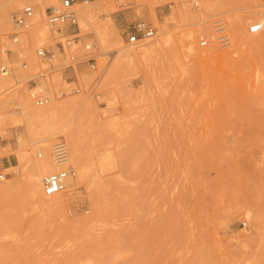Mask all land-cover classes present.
Masks as SVG:
<instances>
[{"label":"rangeland","instance_id":"374dc122","mask_svg":"<svg viewBox=\"0 0 264 264\" xmlns=\"http://www.w3.org/2000/svg\"><path fill=\"white\" fill-rule=\"evenodd\" d=\"M196 1L80 3L77 42L59 51L54 43L68 31L45 23L58 0L12 9L0 0V65L11 66L0 71V264H264V0ZM26 4L45 28L32 20L31 37L13 42L11 13ZM82 5L110 9L87 21ZM218 17L230 44L200 45ZM137 20L155 33L129 44L124 28ZM255 21L261 29L249 32ZM42 43L58 67L39 76ZM85 43H95L92 60L59 67L71 52L89 55ZM34 84L50 102H77L60 117L76 128L83 178L64 120L46 137L29 134L19 98L36 106ZM74 84L78 92L58 93ZM57 137L77 183L65 182L51 208L29 190L16 153L37 158Z\"/></svg>","mask_w":264,"mask_h":264},{"label":"built area","instance_id":"2783aa9c","mask_svg":"<svg viewBox=\"0 0 264 264\" xmlns=\"http://www.w3.org/2000/svg\"><path fill=\"white\" fill-rule=\"evenodd\" d=\"M99 2L100 0H58L56 4H52L45 9V23L51 28L52 31L59 32L65 27L67 34L58 35L64 37L63 40L57 39L54 43L55 47L59 51H64V46H70L76 44L77 34L79 30L78 25V7L80 3L86 2ZM193 7H197L198 3L196 0H189ZM35 14V9L33 5L26 4L20 10L11 13V20L16 29L10 36L13 42H17L20 36V31H24L27 27L31 26L32 20ZM215 33L210 35L199 34L198 42L200 45H207L210 40H216L219 44L229 45L230 36L226 31V25L222 18H216L213 21ZM261 29V23L258 21L250 23L248 26L249 32H258ZM124 31L126 33V42L129 44H137L143 42L144 40L152 37L155 33V28L144 20H137L128 24ZM95 43H85V50L89 55L84 57H77V55L72 52L64 59L62 64L59 66L61 68H72L74 65L78 64L82 58L86 61L93 59V54L91 53ZM53 47L45 46L44 43L36 46L35 55L44 64V67L40 71V75H44L46 72H50L54 68L58 67L54 65L51 61L53 56ZM94 66L93 64H90ZM23 66L26 64L23 62ZM0 71L3 74H9L11 71V66L7 63L2 62L0 65ZM32 81L33 78L31 79ZM80 90L77 84L66 86L64 89L58 91L60 95L75 93ZM30 96L33 103L36 106H41L52 100V95L48 91L44 90L37 85L30 87ZM37 156H41V151L37 150ZM50 155L56 165V168L46 174L41 178V185L44 194L52 195L64 188L66 178L69 175L74 174V168L70 163L69 153L65 141L61 137H57L50 146ZM4 173L0 171V180L4 178Z\"/></svg>","mask_w":264,"mask_h":264},{"label":"bare ground","instance_id":"6f19581e","mask_svg":"<svg viewBox=\"0 0 264 264\" xmlns=\"http://www.w3.org/2000/svg\"><path fill=\"white\" fill-rule=\"evenodd\" d=\"M35 1V4H45V3H52L56 0H7V8L12 9L15 8L19 5H21L23 2H33ZM213 2V1H212ZM106 5V4H105ZM103 6V5H97V6H87V5H82L79 7V10L84 16L87 21H90L91 17L97 13V14H103L109 11L110 8L112 10H118L119 8H116L115 5H110L108 6ZM46 6V5H45ZM111 11V10H110ZM189 14V13H188ZM192 14V12L190 13ZM9 17L4 15L5 23L8 25L9 24ZM105 18V17H104ZM34 23L33 25L35 27H39L40 29H44V21L43 18L41 17L40 14L36 11L33 17ZM111 23L113 24V21L111 19ZM28 28V27H27ZM25 29L23 32H21L20 36L22 39H26L31 37V32L30 28ZM106 30V29H105ZM29 31V33H28ZM32 61V60H31ZM3 77V76H2ZM2 78H0L1 80ZM21 100L19 103L22 105L21 107L23 110V116H25V121L26 125L28 127L29 134L31 136L36 137V139L41 138V137H46L47 135L50 134V131H53V128L55 125H59V123L64 120L62 116L63 111L66 109V107L70 106H75L76 101H54V102H48L49 104L46 103V105H41V106H34L31 104L29 100L19 98ZM66 103V104H65ZM88 104V103H87ZM89 106V104H88ZM70 119V118H69ZM68 120L65 119L64 122L62 121V126L65 128V136L67 138V141L69 143V146L71 148V153L73 155V158L76 161V167L78 170V178H83L85 174L87 173V167L86 164L82 162L81 156H80V147H79V140H78V135L76 128L70 125ZM75 124V123H74ZM56 127V126H55ZM50 144L49 142H44L40 146V151L41 156H38L37 158L31 159L28 155V152L24 150L23 148L17 150V155L19 158V161L21 162V165L23 166L24 170L26 171L27 175V184L29 190H31L32 193L35 192H43L41 190V186L39 185V180L40 176L52 171L55 169L56 165L50 155ZM67 146V145H66ZM68 149V148H67ZM38 150V148H37ZM69 153V151H68ZM70 158V155H69ZM71 163V162H70ZM76 172L74 169V174L67 176L66 178V184L70 186V188H74L76 185L77 181L74 178ZM42 178V177H41ZM65 186V185H64ZM61 191V190H60ZM58 191L57 193H59ZM44 193V192H43ZM46 195L49 200H47V205L48 207L54 208L55 206H58L57 202L52 200L51 197L53 195ZM51 199V200H50ZM59 207V206H58ZM98 212V210H97ZM96 212V213H97Z\"/></svg>","mask_w":264,"mask_h":264}]
</instances>
